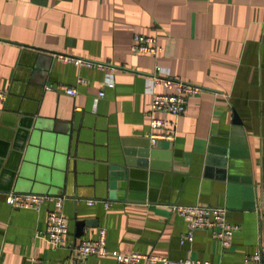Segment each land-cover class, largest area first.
Listing matches in <instances>:
<instances>
[{
  "label": "crops",
  "instance_id": "0c3cea01",
  "mask_svg": "<svg viewBox=\"0 0 264 264\" xmlns=\"http://www.w3.org/2000/svg\"><path fill=\"white\" fill-rule=\"evenodd\" d=\"M133 35L153 38L155 57L130 54ZM57 56L111 66L112 85L105 69ZM153 65L200 91L180 115L157 114L174 134L149 143L156 156L142 166L124 151L147 138ZM0 89V264L264 256V0H0ZM7 191L61 197L58 247L36 236L51 204L12 209ZM192 204L225 208L226 248L202 229L182 241L168 206ZM99 229L105 255L78 258L73 246Z\"/></svg>",
  "mask_w": 264,
  "mask_h": 264
},
{
  "label": "built area",
  "instance_id": "2783aa9c",
  "mask_svg": "<svg viewBox=\"0 0 264 264\" xmlns=\"http://www.w3.org/2000/svg\"><path fill=\"white\" fill-rule=\"evenodd\" d=\"M129 52L132 55H150L155 57L158 49L155 47L153 38L133 35L131 38ZM60 61L72 62L76 66L83 65L87 67H96L105 69L103 83L112 85L111 66L105 63H99L82 59L78 57L57 56ZM150 84V101L148 105V132L146 137L150 144H155L158 139H171L174 134V121L158 117L157 114H168L171 117L180 115L184 109L186 100L189 96L198 94L200 87L171 77L168 71L159 65H153L152 71L146 76ZM160 86L167 92L158 93L153 89ZM65 94L74 96L76 91L72 87L64 90ZM102 91H99L96 98L101 97ZM5 91L0 89V101L3 100ZM5 203L12 209H30L38 210L44 203H50V209L46 210L45 224L43 230L38 231L36 236L41 238L52 247H58L63 241V235L67 232L66 218L61 213V197H52L47 195H36L31 193H15L7 191L4 196ZM92 201L87 200L90 204ZM104 207L108 202H103ZM169 210L176 213L186 223V232L181 237L182 241L191 239L192 231L202 229L215 239L220 247L226 248L230 243V237L235 230V226L230 224L225 217V208L221 206H205L200 204L192 205H169ZM104 230L99 229L97 236L91 240H82L75 246L73 251L78 258H84L88 255H105ZM116 264H212L207 261H199L191 258L167 259L163 256L155 255L150 252H125L114 255ZM28 264H38L31 260ZM240 264H264V256L261 249L257 248L253 252L245 254Z\"/></svg>",
  "mask_w": 264,
  "mask_h": 264
},
{
  "label": "water",
  "instance_id": "95a60500",
  "mask_svg": "<svg viewBox=\"0 0 264 264\" xmlns=\"http://www.w3.org/2000/svg\"><path fill=\"white\" fill-rule=\"evenodd\" d=\"M233 121L236 119L235 113L232 116ZM237 120V119H236ZM238 121V120H237ZM130 148L124 151V155H133L136 154L140 159L136 160V165L148 166L153 165V161H148L149 158H153L156 156V152L153 148L150 147L148 138H143L142 140H131L129 142ZM133 147L137 148L134 149ZM124 161L126 164L132 163V159L125 157Z\"/></svg>",
  "mask_w": 264,
  "mask_h": 264
}]
</instances>
